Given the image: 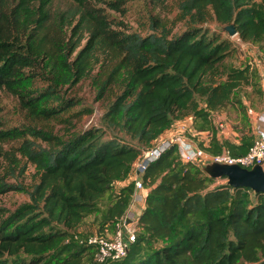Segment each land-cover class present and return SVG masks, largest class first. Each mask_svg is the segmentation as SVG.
I'll return each instance as SVG.
<instances>
[{
    "label": "trees",
    "instance_id": "obj_1",
    "mask_svg": "<svg viewBox=\"0 0 264 264\" xmlns=\"http://www.w3.org/2000/svg\"><path fill=\"white\" fill-rule=\"evenodd\" d=\"M56 1L0 0V91L49 119L77 103L62 94L63 85L78 84L101 59L116 63L99 95L120 85L103 120L127 139L105 138L96 126L66 138L22 129L45 145L30 142L23 152L36 166L29 201L12 211L0 207V264H100L86 242L93 234L80 228L93 223L94 234L114 233L132 202L131 170L143 149L192 115L194 128L212 135L209 145L200 144L206 151L245 154L253 135L221 142L214 115L233 107L246 116L244 99H263L258 68L226 63L237 43L203 24L234 22L231 39L264 49V0H184L192 24L171 37L112 28L99 5L125 12L126 0H64L72 8L59 14ZM34 79L46 84L32 86ZM15 131H0V140ZM223 178L183 161L172 146L143 174L149 190L127 256L102 264H264V191ZM12 189L25 188L0 184V192Z\"/></svg>",
    "mask_w": 264,
    "mask_h": 264
},
{
    "label": "rangeland",
    "instance_id": "obj_2",
    "mask_svg": "<svg viewBox=\"0 0 264 264\" xmlns=\"http://www.w3.org/2000/svg\"><path fill=\"white\" fill-rule=\"evenodd\" d=\"M183 1L126 0L125 12L111 9L104 4L99 6L103 8L114 29L136 32L143 36L153 31L158 33L169 31V37H171L182 33L192 24L190 17L185 16L182 12L181 3ZM68 8L72 7L64 0H57L54 5L56 14L64 12ZM203 26L211 32L220 33L223 38H229L232 42L237 43L238 47L226 59V63L234 66L245 63V60L242 59L245 56V49H242V46L239 45L238 42L240 41L230 38L229 33L223 28L224 25L215 19H211ZM115 64L103 62L101 59L94 63L91 74L78 84L73 86L70 84L63 85L62 94L66 98H75L77 103L49 119L39 118L31 114L21 106L16 95L5 90L0 91V131L16 130L13 137L0 140V184L4 182L11 185H22L25 188L0 192V207L12 211L19 205L28 202L30 198L27 188L36 181V166L23 155V152L30 142L34 145H45V142L30 131L22 129L29 126L57 135L59 138H66L71 133H78L88 127L96 126L102 128L105 138L114 136L127 139L124 133H121L118 129L110 128L103 120L108 105L120 92V85H115L106 92L104 97L99 95L102 80L110 73ZM45 84L46 81L43 79H34L31 82L32 86ZM53 104H56V102H53ZM238 113L239 111L233 107L215 113L214 120L219 126L218 129L221 132L235 131L239 136H242L241 133L243 132L251 135V132L247 130V125L245 126L246 130H242L240 124H235ZM14 157L17 160H13ZM223 181V179L219 180V182ZM82 229L89 234L95 233L93 226H83Z\"/></svg>",
    "mask_w": 264,
    "mask_h": 264
},
{
    "label": "built area",
    "instance_id": "obj_3",
    "mask_svg": "<svg viewBox=\"0 0 264 264\" xmlns=\"http://www.w3.org/2000/svg\"><path fill=\"white\" fill-rule=\"evenodd\" d=\"M238 41H240L239 38ZM258 122L252 145L247 153L240 155H234L228 148L218 153H208L184 133L156 140L152 146L143 149L132 166L131 176L135 184L132 202L140 197L138 190L143 188L142 177L149 164L172 146H177L181 159L187 162L201 164L202 159L208 158L220 164H238L246 168L260 164L264 168V113L258 116ZM129 218L130 213L122 216L112 234H93L86 239L87 243L96 247L95 258L98 263L102 264L109 259L122 260L127 256L131 244L136 240L135 229L132 226L133 220Z\"/></svg>",
    "mask_w": 264,
    "mask_h": 264
},
{
    "label": "crops",
    "instance_id": "obj_4",
    "mask_svg": "<svg viewBox=\"0 0 264 264\" xmlns=\"http://www.w3.org/2000/svg\"><path fill=\"white\" fill-rule=\"evenodd\" d=\"M239 45L242 46V49H245V56L242 57L244 62H249L252 65L256 66L260 72L261 75V83H262V88H263V99L262 101L255 102L253 101V98L251 97L250 99L245 98L244 99V104L246 108V116H244L240 112L237 115L235 124H240V129L246 130L245 126L247 125V130L251 132L253 135V139L256 135V128L257 125L259 124L258 122V116L262 113H264V49L261 48L260 43H250V42H238ZM214 125L218 129L219 126L217 122L214 120ZM186 134L189 138H191L197 146H201L200 144L202 143L203 145L207 146L210 143L211 139V133L208 131H199L194 128V120L192 115L186 116L183 119L176 120L172 127L169 128L164 132V134L161 136L163 137H171L176 134ZM218 138L222 142V140L225 138L231 142L234 143H239L241 140V136H239L235 131H220L218 129L217 131ZM241 134H244L241 133ZM203 147V146H201ZM208 152V151H207ZM210 153V152H208ZM202 164L203 168H205L207 165L210 163H213L210 159L204 158L202 161H200ZM225 177L223 180L229 181L228 176H221ZM219 178V177H217ZM149 188L143 187L142 189L138 190V195L140 196L139 199L134 200L133 202L130 203L129 208L127 210V213H130V218L129 220H133L132 223L136 224L138 217L143 211L144 208V203H145V196L146 193L148 192ZM83 226H93L95 232L97 231L95 225L93 223H86ZM83 226L80 228L83 230ZM113 231V230H111ZM110 231V232H111ZM108 232V234H111Z\"/></svg>",
    "mask_w": 264,
    "mask_h": 264
},
{
    "label": "water",
    "instance_id": "obj_5",
    "mask_svg": "<svg viewBox=\"0 0 264 264\" xmlns=\"http://www.w3.org/2000/svg\"><path fill=\"white\" fill-rule=\"evenodd\" d=\"M231 37L237 35L238 31L234 22L223 26ZM204 170L213 177L228 176V183L233 186H250L256 192L264 191V168L260 164L252 168L242 167L238 164L210 163Z\"/></svg>",
    "mask_w": 264,
    "mask_h": 264
},
{
    "label": "bare ground",
    "instance_id": "obj_6",
    "mask_svg": "<svg viewBox=\"0 0 264 264\" xmlns=\"http://www.w3.org/2000/svg\"><path fill=\"white\" fill-rule=\"evenodd\" d=\"M225 139V138H224Z\"/></svg>",
    "mask_w": 264,
    "mask_h": 264
}]
</instances>
